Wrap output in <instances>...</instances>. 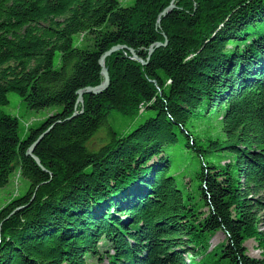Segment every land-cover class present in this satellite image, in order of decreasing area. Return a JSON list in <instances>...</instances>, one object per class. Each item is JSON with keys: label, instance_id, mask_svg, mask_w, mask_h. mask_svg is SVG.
I'll return each instance as SVG.
<instances>
[{"label": "trees", "instance_id": "16d2710c", "mask_svg": "<svg viewBox=\"0 0 264 264\" xmlns=\"http://www.w3.org/2000/svg\"><path fill=\"white\" fill-rule=\"evenodd\" d=\"M171 1L0 0V106L9 90L60 106L25 138L0 111V187L16 168L29 181L0 208V264H264V0H175L161 16ZM83 33L92 48L72 44ZM117 44L108 87L76 104ZM113 109L143 121L118 133ZM49 127L39 165L26 151ZM174 153L196 161L195 189Z\"/></svg>", "mask_w": 264, "mask_h": 264}, {"label": "rangeland", "instance_id": "374dc122", "mask_svg": "<svg viewBox=\"0 0 264 264\" xmlns=\"http://www.w3.org/2000/svg\"><path fill=\"white\" fill-rule=\"evenodd\" d=\"M120 6H130L134 3L135 0H117ZM175 0H172L170 4H173L172 8H175L176 5L174 3ZM169 4V5H170ZM168 5V6H169ZM164 16V15H161ZM157 24H160V18L157 20ZM91 38L87 33L78 34L72 37V44L77 47H87L92 48ZM158 44V43H157ZM160 46H166V40L163 43H160ZM159 47V46H158ZM126 49V48H120ZM119 49V50H120ZM132 50V49H131ZM118 51V50H117ZM116 52V51H115ZM134 52V51H133ZM114 53V52H113ZM149 54V52H148ZM110 56V55H109ZM133 55L131 54V58ZM59 66L58 56L54 59V67ZM105 66V64H104ZM95 87V86H94ZM88 94V93H86ZM98 94V93H97ZM7 103L5 105L0 106V111L9 114L12 117L17 118L18 120V133L20 138H25L28 128H37L42 120L51 114L60 110V106H51L48 108H43L41 110H33L28 108L25 102L21 99V97L14 90H9L7 93ZM83 103V98H82ZM76 104H81L77 103ZM79 113V111H74L72 116L75 113ZM81 112V111H80ZM141 112V109L139 113ZM152 114V112H150ZM143 119H140L135 115L134 117L130 116V114H122L120 111L113 109L107 119V124L112 126L118 133H127L135 128ZM48 129V128H47ZM46 129V130H47ZM205 130V126H200L195 134L202 135ZM44 132V131H43ZM48 132V131H47ZM104 127L98 129V132L91 139L89 146H92L91 149H97L100 144H102L105 139L103 138L105 135ZM45 135V134H44ZM43 135V136H44ZM38 138V137H37ZM30 147V146H29ZM171 155V154H170ZM185 157V153H183ZM190 156V155H189ZM173 167L177 164L183 167L180 170H171L172 174H177V177L180 176V179L184 182H190V185L193 189H195L196 180L194 177L195 170H184L186 164L188 167L195 166L196 161L191 157L183 158L181 153H174L171 155ZM178 171V172H176ZM181 174V175H180ZM29 187V181L24 178L19 169L16 168L13 173L10 175L8 182L0 187V208L3 207L10 200L23 195ZM190 188V187H188ZM186 189V192L195 197L196 201H198V197L196 196V192L191 189ZM224 240V234L221 232H217L209 241V246L207 252L212 249L217 244L221 243ZM244 245L247 248V254L251 257H258L260 254V249L256 246L257 243L253 238L245 240ZM91 261V260H90ZM89 261V262H90ZM96 264V262L94 263ZM101 264H108L107 260H104Z\"/></svg>", "mask_w": 264, "mask_h": 264}, {"label": "water", "instance_id": "95a60500", "mask_svg": "<svg viewBox=\"0 0 264 264\" xmlns=\"http://www.w3.org/2000/svg\"><path fill=\"white\" fill-rule=\"evenodd\" d=\"M173 7V4L171 3L168 7H166L161 15H165L167 12H169ZM162 44L158 43L156 44V46H160ZM120 48H127L125 45H114L112 47H110L106 52H104L98 59V63H99V66H100V73L103 77V80L102 82L95 86V87H87L86 89H80L76 92L77 94V98H76V102L77 103H81L82 104V97H83V94H86V93H94V94H97V93H100L102 92L103 90H105L108 85H109V74H108V69L104 66V62H105V59L111 55L113 52L119 50ZM129 49V48H128ZM152 48L149 50V55L151 54L152 52ZM130 53L133 55L132 59H135L137 60L138 62H140L142 65L146 64L145 61H143L141 58H138L133 50L129 49ZM76 115V112L74 113ZM50 129V127L45 130L44 132H42L38 138L30 145V147L27 149L26 151V155L30 156L37 164L40 165V162H39V159L35 156L34 154V148L35 146L37 145V143L40 141V139L43 137L44 134L47 133V131ZM41 168L43 170H46L44 167L41 166Z\"/></svg>", "mask_w": 264, "mask_h": 264}]
</instances>
